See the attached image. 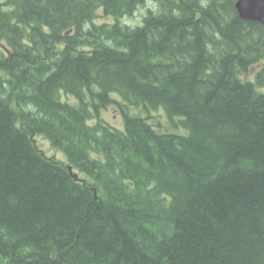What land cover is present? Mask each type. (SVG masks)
Instances as JSON below:
<instances>
[{"label": "trees", "instance_id": "1", "mask_svg": "<svg viewBox=\"0 0 264 264\" xmlns=\"http://www.w3.org/2000/svg\"><path fill=\"white\" fill-rule=\"evenodd\" d=\"M235 1L0 0V264H264V26Z\"/></svg>", "mask_w": 264, "mask_h": 264}, {"label": "rangeland", "instance_id": "2", "mask_svg": "<svg viewBox=\"0 0 264 264\" xmlns=\"http://www.w3.org/2000/svg\"><path fill=\"white\" fill-rule=\"evenodd\" d=\"M146 8H139L137 10V12L135 13V17L132 19H126L124 22L128 23V22H139L141 19V16L144 14ZM129 20V21H128ZM96 23H111L112 20L110 18L107 17H103L101 13H98V16L95 19ZM253 71H250V73L248 75L242 76V78L244 80H248L251 81L253 78ZM114 98H118V95L114 94L113 95ZM69 102L74 103V100L70 97L67 98ZM134 114H137L138 112L134 111ZM140 115H144V116H150L151 118L149 119V123L157 126V129L159 130H163V131H168L170 129L169 123L166 120V117L164 115V113L161 110H156V111H150L147 115H145V113L143 111H139ZM102 117L105 121H107L109 123V125L111 126H115V127H120L119 129L122 128V119L121 117H119V114L117 112V109L115 106L109 107L107 110L102 112ZM181 118H175V120H178ZM179 131H173L175 134L177 135H186L187 131L184 130L182 127H178ZM36 139V145L38 148L42 149L43 152H46L47 156L49 157H54L56 160H60V161H64V156L61 152L59 151H55L53 149L50 148V145L47 141H45L42 138H35Z\"/></svg>", "mask_w": 264, "mask_h": 264}, {"label": "water", "instance_id": "3", "mask_svg": "<svg viewBox=\"0 0 264 264\" xmlns=\"http://www.w3.org/2000/svg\"><path fill=\"white\" fill-rule=\"evenodd\" d=\"M235 9L241 19L264 26V0H237Z\"/></svg>", "mask_w": 264, "mask_h": 264}]
</instances>
